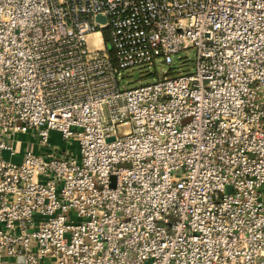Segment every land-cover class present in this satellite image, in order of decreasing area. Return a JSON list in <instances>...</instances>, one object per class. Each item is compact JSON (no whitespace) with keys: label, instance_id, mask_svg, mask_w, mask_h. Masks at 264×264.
Returning <instances> with one entry per match:
<instances>
[{"label":"built area","instance_id":"1","mask_svg":"<svg viewBox=\"0 0 264 264\" xmlns=\"http://www.w3.org/2000/svg\"><path fill=\"white\" fill-rule=\"evenodd\" d=\"M263 116L264 0H0V264H264Z\"/></svg>","mask_w":264,"mask_h":264},{"label":"rangeland","instance_id":"2","mask_svg":"<svg viewBox=\"0 0 264 264\" xmlns=\"http://www.w3.org/2000/svg\"><path fill=\"white\" fill-rule=\"evenodd\" d=\"M179 55H182L180 59L177 57V54L173 55L171 64L161 61H155L154 64L149 66L137 65L131 68L123 69L121 75L122 78L120 80L121 86H133L162 77L165 75V73L173 74L193 69L195 51L193 49L182 50L180 51ZM137 72L139 74L136 75ZM262 119L264 122V116L262 117ZM53 138L55 137L53 136ZM58 141L62 146H65L68 143L62 138H59ZM73 148L76 149V146L74 145Z\"/></svg>","mask_w":264,"mask_h":264},{"label":"water","instance_id":"3","mask_svg":"<svg viewBox=\"0 0 264 264\" xmlns=\"http://www.w3.org/2000/svg\"><path fill=\"white\" fill-rule=\"evenodd\" d=\"M96 18L104 20V16H102L101 14H97Z\"/></svg>","mask_w":264,"mask_h":264}]
</instances>
